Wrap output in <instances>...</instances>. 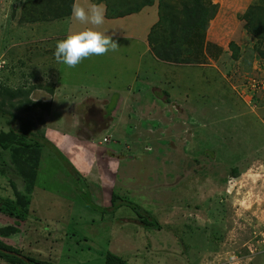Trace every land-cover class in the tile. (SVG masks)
<instances>
[{
    "label": "rangeland",
    "instance_id": "374dc122",
    "mask_svg": "<svg viewBox=\"0 0 264 264\" xmlns=\"http://www.w3.org/2000/svg\"><path fill=\"white\" fill-rule=\"evenodd\" d=\"M184 1L192 6L155 0L115 20L110 0L104 23L92 26L71 16L26 22L24 0H0V90L23 91L8 112L43 135L32 217L17 226L0 213V231L17 228L3 243L51 264H104L107 252L127 264H264V58L256 52L264 47L246 27L264 0H200L201 47L182 57L194 61L159 63L148 35L160 5L180 10ZM88 28L119 50L75 68L58 63L56 43ZM130 37L145 39L144 56ZM9 127L18 122L0 115V132ZM12 167L0 150V196L14 200L13 187L23 193L26 183ZM87 189L109 211L83 203ZM141 215L161 229L145 228ZM71 229L86 241L66 237Z\"/></svg>",
    "mask_w": 264,
    "mask_h": 264
},
{
    "label": "trees",
    "instance_id": "16d2710c",
    "mask_svg": "<svg viewBox=\"0 0 264 264\" xmlns=\"http://www.w3.org/2000/svg\"><path fill=\"white\" fill-rule=\"evenodd\" d=\"M116 2L117 11L106 12L108 18H119L124 17L133 13H138L142 8L147 6H152L155 0H137L128 9L124 8L123 4L127 3L128 0H112ZM134 1V0H132ZM131 1V2H132ZM95 4L105 3L108 4V9L110 8V0H93ZM129 2L128 4H131ZM161 3V2H160ZM188 1L182 3L180 10L175 9L169 5H160V12L158 21L151 28L148 35V40L150 42L151 48H153L154 55L157 59L164 62H173L188 64L191 59H183V56H197L194 54L197 50L195 47L199 40L201 39V33L206 26V10L200 0H192V6L187 5ZM74 4V0H24L22 3V13L25 17L26 22H37L44 20H60L62 18H68L71 16V8ZM124 10V11H123ZM110 14V15H109ZM247 30L257 39L258 43L263 44L264 47V7H259L256 12H251L248 14ZM246 15V18L247 16ZM162 32L159 35V31ZM167 33V34H166ZM182 40V41H181ZM185 43L186 47L181 48L180 44ZM186 53L183 54L184 51ZM194 49V50H193ZM231 49L236 52V48L231 44ZM193 50V51H192ZM188 52V53H187ZM257 55L264 58V49H257ZM236 58L237 56L234 55ZM196 60V59H195ZM23 91L17 90L12 92L8 89L0 90V97L4 100L0 102V115L2 117L9 116L15 122H18V127H9L5 132L1 130L0 132V150L3 152H9V157L12 162V171L17 176H19L23 182H25L24 192H18L15 187H13L15 199L3 198L0 196V213L8 218H14L15 224L21 225L32 214L29 213L27 206L32 202V195L34 193L35 179L37 177V171L39 166V159L41 155V150L43 145L38 141L40 138L43 139V135L40 130L32 123L23 119V117H18L14 114L8 112L9 109L17 108L15 100L21 97ZM8 104H6V101ZM19 103V102H18ZM28 110V108H26ZM57 160L62 163H67L68 160L59 152L55 150ZM71 166V165H69ZM4 167H2V172ZM71 172L78 174L75 169ZM77 182H84L82 178H78ZM77 190V189H76ZM83 191V190H82ZM88 199H85L83 203L87 204L88 207L101 212L109 211V207H100L89 198L91 192L87 189ZM119 196L115 193L111 194V204L116 209V202ZM132 208L136 213L138 212V206L132 205ZM103 215V214H102ZM140 216V214H139ZM140 220L144 227L147 229H161V226L155 221V219L148 220L143 217ZM17 228L9 227L2 229L0 231L1 237H6L10 232H16ZM80 238L79 241H86V237L80 236L75 230L71 229L66 237L69 238ZM0 249L14 251L16 253H21L20 250L10 247L0 240ZM0 258L7 261L10 264H26L22 260L14 256L6 255L0 252ZM28 260L32 264H51L36 261L30 257ZM104 264H127L124 259L116 256L113 253L107 252L105 255Z\"/></svg>",
    "mask_w": 264,
    "mask_h": 264
},
{
    "label": "clouds",
    "instance_id": "9594fccd",
    "mask_svg": "<svg viewBox=\"0 0 264 264\" xmlns=\"http://www.w3.org/2000/svg\"><path fill=\"white\" fill-rule=\"evenodd\" d=\"M106 11V6L102 4H90L85 8L74 3L71 17L80 24L100 26L104 23ZM119 48L112 36L88 28L69 34L58 41L53 55L58 63L75 68L85 59L103 56L109 51H118Z\"/></svg>",
    "mask_w": 264,
    "mask_h": 264
},
{
    "label": "crops",
    "instance_id": "0c3cea01",
    "mask_svg": "<svg viewBox=\"0 0 264 264\" xmlns=\"http://www.w3.org/2000/svg\"><path fill=\"white\" fill-rule=\"evenodd\" d=\"M90 1V4H95L94 2H93V0H89ZM74 3H76V0H74ZM99 4H102V3H99ZM149 7V6H148ZM155 6H154V4L152 5V6H150L149 8H154ZM146 7H144V8H142V10L143 9H145ZM147 9V8H146ZM134 14H137V13H133V14H130V15H127V16H124V17H119V18H115V20H122V19H124V18H128V17H130L131 15H134ZM107 20V19H106ZM114 20V19H113ZM158 20V19H157ZM109 21V20H108ZM157 22V21H156ZM155 22V23H156ZM154 23V24H155ZM153 24V25H154ZM152 25V26H153ZM131 39H135L136 41H137V43L139 44V41L141 42V45H142V47H141V54L140 55H142V56H144L145 54V44L143 43V40H145V39H139V37H130ZM139 40V41H138ZM146 47H148L147 45H146ZM142 50H143V52H142ZM147 51L149 50V48H147L146 49ZM161 60H158L157 59V62H159V63H164L165 64V62L164 61H161ZM135 80H132L131 82H130V84H128L127 86H130V87H135L136 86V84L138 83V81L136 80V78H134ZM134 85V86H133ZM125 89H127L126 87H124ZM124 89V90H125ZM95 96H97V95H95Z\"/></svg>",
    "mask_w": 264,
    "mask_h": 264
},
{
    "label": "water",
    "instance_id": "95a60500",
    "mask_svg": "<svg viewBox=\"0 0 264 264\" xmlns=\"http://www.w3.org/2000/svg\"><path fill=\"white\" fill-rule=\"evenodd\" d=\"M0 252L4 253L6 255H9V256L17 257L18 259L22 260L26 264H31L27 257H25V256H23V255H21L19 253H16V252H13V251H8V250H3V249H0Z\"/></svg>",
    "mask_w": 264,
    "mask_h": 264
}]
</instances>
